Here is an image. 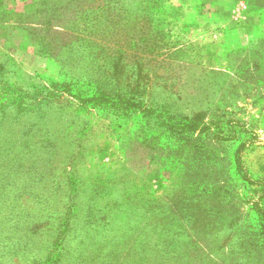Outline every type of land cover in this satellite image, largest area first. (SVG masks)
I'll use <instances>...</instances> for the list:
<instances>
[{
    "label": "rangeland",
    "instance_id": "374dc122",
    "mask_svg": "<svg viewBox=\"0 0 264 264\" xmlns=\"http://www.w3.org/2000/svg\"><path fill=\"white\" fill-rule=\"evenodd\" d=\"M239 1L0 0V264H264V65H229L218 32L224 6L253 23ZM133 89L217 137L157 119L129 136L128 114L90 100Z\"/></svg>",
    "mask_w": 264,
    "mask_h": 264
},
{
    "label": "trees",
    "instance_id": "16d2710c",
    "mask_svg": "<svg viewBox=\"0 0 264 264\" xmlns=\"http://www.w3.org/2000/svg\"><path fill=\"white\" fill-rule=\"evenodd\" d=\"M235 53H238V56H239L242 53V51L238 50V51L230 52L229 55L227 56V62L228 63H229V60H231L230 56L232 54H235ZM248 55H249V58L246 59V66H247L248 60L252 59L253 64H255L256 69H261L262 64L259 61V59L257 60V58H255L256 57L255 50L254 49H248L247 50V56ZM243 62H245V61H243ZM229 65H230V63H229ZM234 76L239 77L237 74H234ZM234 76L230 77L229 80L234 78ZM257 79L261 83V85H259V87L261 88L260 92H259L261 94V106L258 107L259 108V115H257L256 117L259 118V120H260V118H262L264 116V77L259 76ZM238 82L244 83V82H246V79L239 77ZM245 84H248V83H245ZM133 90L134 91H128L129 96L124 98V99H122L121 97L117 98V99H114V98L103 99V98H99L98 95L94 94L90 100L93 102V99H96L95 102H93V103L96 105H99V106H101L102 103L110 102V105H113L112 107L114 109L116 108L115 110L120 111L121 113L125 112L126 114H128L129 117L127 120V124L129 125V128H128V131H130L129 136L133 135V137H134V134H135L137 137H141V136L148 137V133L141 135V131H139V130L142 129L148 122H151V120H156V119L161 120V124L164 126H167V128L169 127L171 129H174L175 131L181 132L180 135H177V136L174 135L175 137H192V136H194L193 132L197 131L194 129L197 128L199 125L195 121L192 122L190 120H187V116H182V117H180V115L177 116L176 115L177 112H175L176 109H175L173 104L166 102L163 109L158 108L156 106H154L152 108L142 106V104H141L142 102L138 101L135 98V96L140 94V91L138 89H133ZM228 92L229 91L226 90V87L222 91L218 92L221 94H217V97H215V99L213 100V103H214V107L212 109L213 115H214L215 111L218 112V110L220 109L219 107L221 104H219V103H222L224 101H230L232 103L234 98H232V96L230 94H228ZM72 97H74L75 100H77L79 105L81 106V108H78V109H82V111H85V110L89 111L90 109L95 110L92 105L87 104V103H89V101L85 102V101L81 100L80 98H78V96L76 94H72ZM134 99H136L137 101H135ZM132 101L135 103H133ZM230 107H234V106H230ZM214 109H217V110L214 111ZM86 113H88V112H86ZM96 113L99 116V113L98 112H96ZM222 114H225L224 116H228V114L225 112ZM101 116L105 118L104 115H101ZM203 120H204V118H203ZM215 122H216V120H213L212 118L209 117V121L206 124L202 125L198 129V131L196 132L197 135H195V136L199 137L198 139H200V138L202 139V137H217V131L213 126L215 124ZM189 123L191 124V127L189 126ZM235 123H241V122L235 121ZM220 124H221V126H225L226 124H229V123L220 122ZM244 124H245V127L247 128L248 132L239 134L236 137H245L246 134L253 132L252 129L250 130V128H249L250 127L249 122H244ZM111 127L115 131L114 126H111ZM117 128H120V126H118ZM211 130H213V131H211ZM117 131H118V129H117ZM137 131H139V132L137 133ZM114 134H116V136H118L117 133H114ZM190 145L192 146L191 148H193V151L190 152L191 149L189 151L187 149V151L185 153V160L187 162H189L188 158H190V157L192 158V160L194 159V157L196 156V152H199V148H200L198 141L196 139H192ZM208 152H211V151H208ZM46 198L50 199V196L47 195Z\"/></svg>",
    "mask_w": 264,
    "mask_h": 264
},
{
    "label": "crops",
    "instance_id": "0c3cea01",
    "mask_svg": "<svg viewBox=\"0 0 264 264\" xmlns=\"http://www.w3.org/2000/svg\"><path fill=\"white\" fill-rule=\"evenodd\" d=\"M255 2L257 0H254ZM249 6L252 7L249 10L248 16H246L247 20H254L253 23L251 21H247L246 23L241 24V26H237L235 29L232 28L231 16L229 15L231 10L235 9L236 6L240 3L239 0H225L224 9H227V16L221 17L223 18L221 22V26L218 28V32L224 36V39H227L231 36V41H236L237 47L232 49L231 51H242L245 55L248 49H254L256 52L257 60L261 62L262 66L264 65V0H262L263 5L253 4V0L247 1ZM262 10V11H261ZM258 15V19H255L254 16ZM221 16V15H220ZM221 20V19H218ZM248 23V24H247ZM246 56V55H245ZM259 77V76H258ZM257 77V78H258Z\"/></svg>",
    "mask_w": 264,
    "mask_h": 264
}]
</instances>
